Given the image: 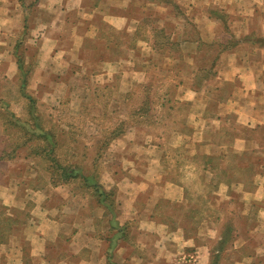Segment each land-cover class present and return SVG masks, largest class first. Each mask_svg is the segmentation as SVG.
<instances>
[{"label": "rangeland", "instance_id": "obj_1", "mask_svg": "<svg viewBox=\"0 0 264 264\" xmlns=\"http://www.w3.org/2000/svg\"><path fill=\"white\" fill-rule=\"evenodd\" d=\"M23 1L29 4L22 22L25 26L10 32L9 37L16 39L15 51L27 73L23 76L19 71L18 79L0 75V117L4 118L6 112L12 120L10 111L26 117L28 109L40 114L45 126L57 138V152L64 162L79 166L82 172L95 160L99 191L115 192L114 208L112 215L104 216L103 206L97 205L93 196L82 197L78 193V182L60 183L46 160L29 154V147L35 142H22L23 131L0 124V240L10 233L8 227L13 224L14 215L23 223L30 211L35 218L42 215L39 206L33 207L30 189L36 195V198L33 196L35 203L47 202L51 213L63 210L61 213L74 222L77 214L89 217L94 235L101 229V219L109 218L108 226L124 229L115 182L128 183V176L135 175L133 183L139 193H132V197L138 194L136 208L130 209L136 215L146 197L155 192L152 186L159 189L168 179L179 181L183 187V201L170 203L159 199L151 211L153 218L165 224L168 231L179 229L187 240L189 246L174 256L177 264L197 261L194 246L212 247L209 258L215 259L216 264L231 262L241 254L250 258L253 237L247 235V244L239 250L231 246L240 233L246 236L253 227L256 206H246L252 214L243 215L245 204L238 190L241 187L237 186L229 189L230 202L224 201L222 193L228 189L223 184L220 187L219 182L224 183L228 178L219 171H206L205 154L198 149L199 144L207 141L224 149L223 153L214 155L224 154L215 165L227 166L230 182L239 180L242 188H251L246 179L252 178L253 171L241 176L232 165L257 161L264 169V127L250 130L236 122L234 109L238 107L228 106L226 99L232 96V91L242 95L238 80L216 78L218 53L243 43L238 41L242 39L239 28L232 24L240 17L217 5L192 0H128L129 3L127 0H87L89 6H96L88 20L75 7L62 13L34 5L40 0ZM108 12L128 17L126 26L114 28L110 19L119 17L107 19L104 14ZM206 14L219 20V25L216 22L211 28L210 40L202 39L206 38L205 33L200 34L195 23L198 16ZM260 19L258 15L252 18V30ZM46 22L52 23L46 26ZM33 27L31 43L28 38ZM41 33L55 38L53 42H45L44 57L38 53L42 46L38 40ZM80 36L83 37L81 46ZM250 37L257 36L253 33ZM259 41L263 43L264 38ZM28 99L32 100V106L27 104ZM138 108H148L147 116L135 115ZM214 115L220 120L218 124H214ZM122 118L125 119L122 133L107 147H101L97 156V146L103 138L100 126ZM239 135L257 137V147L254 140L248 141L244 153L236 154L232 150L242 145ZM130 159L141 170L130 168ZM139 180L144 183L141 188H138ZM119 187L122 191L129 189L121 183ZM14 194L25 198L22 204L27 199L30 202L20 209L11 206ZM138 220L134 218V223L128 224L129 235L123 240L137 239L140 245L138 236H145L138 232L137 225L141 224ZM108 230L111 234L106 233L103 238L106 244L110 239L115 245L117 234L114 228ZM151 238L147 233L146 240Z\"/></svg>", "mask_w": 264, "mask_h": 264}, {"label": "crops", "instance_id": "obj_2", "mask_svg": "<svg viewBox=\"0 0 264 264\" xmlns=\"http://www.w3.org/2000/svg\"><path fill=\"white\" fill-rule=\"evenodd\" d=\"M100 1L103 2L105 0ZM131 1L133 2L134 0ZM194 1L204 2L207 5H217L225 8L233 15L237 14L236 18L237 16L240 17L239 20L231 22L234 24V27L239 28L242 39L238 41H243V43L226 48L218 53L216 78L229 82L234 80L236 82L238 80L242 95H237V92L232 91V96L226 99L228 102L225 101L228 103V106L238 107L234 109L236 111L235 114H237L236 122L240 126L250 130L264 127V42L261 43L259 41L261 37L264 38V0H192L191 2ZM82 2L83 0H40L34 5L44 7L47 10H58L62 13L66 9L75 7L81 9L83 15L86 16L85 19L89 20L92 18L91 16L94 14L93 12L96 6H89L87 0H84L85 4H82ZM99 3L97 2L96 5ZM127 3H129L128 0ZM26 11V4L21 0H0V75L2 76L17 78L20 71L14 47L16 39H13L12 36L9 37V35L12 34L10 32H15L21 26L23 27L24 24L22 25V22L25 18ZM60 12L56 13L61 17ZM104 15H106L104 17L107 19L109 17H119L118 19H110L112 21L111 25L114 28L117 29L126 26L128 17L111 12ZM256 15L260 16L262 20L260 19L261 22L255 25L253 31L250 24L252 18ZM61 21H65V17ZM218 21L208 14L196 18L195 23L200 30V34L205 33L206 38L202 37L203 40H210V37L213 36L211 28L216 26V22L219 25ZM231 22L228 23L230 24ZM51 23L46 22L45 25L50 26ZM34 24H36V21ZM34 29L35 27L30 29V37L28 38L31 43H33L32 34ZM253 33L257 36L254 39L250 37ZM40 36L38 40L39 42L41 40L42 46H40L38 53L44 57L45 42H53L55 38L48 35V33H41ZM80 38L81 42L78 41L80 43L79 46L82 44L83 37L80 36ZM244 38L247 40H244ZM225 102H222V104L225 105ZM217 105H220V102ZM215 117L214 115L212 118L215 121L214 124H218L220 120L218 118L215 119ZM0 124H3L1 118ZM237 138L242 141V145L240 148L232 150L236 154L244 153L243 150L247 148L246 144L248 141L251 142L254 140V146L257 147V140H259L257 137H246L243 135H239ZM207 142L199 144L198 149L202 154L212 156L224 152V149H221L219 146H214L212 144L213 141ZM196 150L193 152H196ZM130 161H132L130 168L136 169L135 171H137V168L141 170L136 165L134 159H130ZM236 164L232 166H234V171H237L238 175L247 176V171H253L251 174L252 178L246 179L247 184L251 188H242L243 183L239 180L235 181V183H231L230 181L224 183L219 182V186L223 184L222 186L228 189L222 193L223 200L230 202V198L232 197L229 189L231 186L241 187L238 190L242 198L241 201L245 204L242 210L243 215L248 217L251 212L247 210L254 204L256 207L252 216L256 220L254 221L253 227L249 230V233H246V236L240 233L234 245L231 247L239 250L252 237L255 243L251 244L252 256L250 258L246 254H241L238 258H233L231 262H225L224 264H264V169L260 162L257 161H244ZM222 167L227 168L225 165ZM246 167L250 168L246 171ZM203 168L206 171H212L209 167L204 166ZM128 177V183L120 182L122 186L126 185L129 187L127 191H122L119 187L120 183L115 182L118 189V198H120L117 202L118 208L120 209L121 220H119L124 222L125 229H123L122 235L121 233H116L117 237L114 238L116 239L115 245L112 244V240L110 239H108L109 242L106 244V240L103 238L106 233L110 232L108 230L110 228L108 226L109 218H106V220L101 219V229H99L97 235H94L90 231L92 225L89 217L77 214L78 218L74 222L68 215L61 213L63 210H60L58 213H51L50 210L52 208H49L47 202L44 205L35 203L33 196L36 198V195L29 188L32 192L30 200L34 204L33 207L39 206L42 210V215L35 218L32 215V211H30V214H28L29 218L24 223L20 222L17 219L18 217L14 215L12 219L13 224H10L8 227V229L10 228V233L6 238L0 240V264H177L174 256L180 254L189 246L186 245L187 240L184 239L182 236L183 232L179 229L168 231L165 224L153 218L151 211L159 199L170 203L183 201L182 185L179 181L166 179L162 185H159V189L152 186V191L156 189L155 192L150 197L144 193L147 196L146 200L136 215L130 209L131 206L132 208H136V196L139 193L136 190L137 185L133 183L136 182V176L131 177L129 175ZM138 183V188L144 185L142 180H139ZM134 192L138 193L132 197V193ZM11 196L12 202L10 205L19 209L30 202L27 199L22 204V200L25 198L22 195L20 196V194ZM147 201H149L148 204L146 203ZM145 204L147 206V208L145 206L146 211L143 208ZM6 216L12 218L13 215L8 214ZM134 218L139 219L138 221L141 223L137 225L138 232L145 236H138L142 241L140 245H137V239H131L130 241L123 240L129 235L128 224L134 223ZM40 224L43 225L40 226ZM119 224L121 223L119 222ZM147 233L148 236L152 235V238L149 240H146ZM173 235L174 240H172ZM139 239L138 242H140ZM66 241L69 242L68 245L64 243ZM192 249L197 255V261L194 264H208L210 262L209 253L212 247L194 246Z\"/></svg>", "mask_w": 264, "mask_h": 264}, {"label": "trees", "instance_id": "obj_3", "mask_svg": "<svg viewBox=\"0 0 264 264\" xmlns=\"http://www.w3.org/2000/svg\"><path fill=\"white\" fill-rule=\"evenodd\" d=\"M23 1V0H21ZM24 2V1H23ZM29 5V4H28ZM26 5V8L28 10L29 6ZM25 26V25H24ZM16 50V48H15ZM16 53V51H15ZM16 60L18 63V67L20 71H22L23 76L27 73L25 69H23V60L20 58V56L16 53ZM23 87V84L22 86ZM29 98V97H28ZM27 104L29 106L33 105L32 100L28 99ZM148 112V108L142 109L138 108L135 112V115L138 117H146ZM28 116L26 117H18L14 115L13 112H9V116L13 117L11 120L10 117H8V113L5 112L4 118L2 119L3 125L7 126H13L18 127L20 131H23V141L25 144H28L29 142H35L33 145H31L29 148V154L32 156H37L42 158L43 160H46L47 163H49V168L51 169V172L54 173V176H56L57 180L60 181V183H71V182H78L77 187L78 193L82 197H90L93 196L95 198V202L99 206H103L105 215H112V207L114 206V199L113 196L115 194L112 189L108 190H102L99 191V188H101V185H98V171L96 170V163L95 160L92 161V164L89 168H86L85 171L80 170L79 166L73 165L71 163H68L67 161H63L57 152L58 150V142L57 138L55 137L53 132H50L48 128L45 126V122L43 121L40 114L35 113L31 109L27 110ZM125 123V119H115V121L108 122L107 125H101L99 132L103 135V138L101 139V145L97 146L98 153L97 156L101 152V147H107L109 142L120 135L123 131L122 126ZM220 157H216L214 155L209 156L205 155V167H209L210 169L214 171H219V174H224L228 178V182L231 180V175L229 176L228 170L226 168H223L222 166L220 168H217L216 160L221 159L224 157V154H220ZM95 158V157H94ZM238 168V167H237ZM246 171L250 167H246ZM218 169V170H217ZM234 170V167H232ZM245 171V172H246ZM237 172V171H236ZM55 178V177H53ZM53 180V179H52ZM114 208V207H113ZM111 223V221H109ZM115 230V233H121L123 232L122 227H115L113 225H110V229ZM121 230V231H120ZM222 245L218 247V250H221ZM215 252V251H214ZM213 252V253H214ZM210 264H216L215 259L210 260Z\"/></svg>", "mask_w": 264, "mask_h": 264}]
</instances>
